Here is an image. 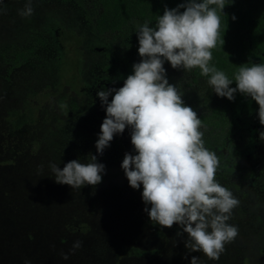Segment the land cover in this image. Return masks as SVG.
Returning a JSON list of instances; mask_svg holds the SVG:
<instances>
[{
  "label": "rangeland",
  "instance_id": "1",
  "mask_svg": "<svg viewBox=\"0 0 264 264\" xmlns=\"http://www.w3.org/2000/svg\"><path fill=\"white\" fill-rule=\"evenodd\" d=\"M26 2L0 0V264H191L192 257L200 264H264V181L241 186L239 178L247 176L240 173H248L236 170L252 163L264 171L258 118L232 125L225 155L218 157L216 180L240 202L228 221L238 236L218 261L189 252L187 234L177 236L179 225H154L144 212L143 186L131 188L121 164L95 188L55 182L50 163L63 169L72 160L90 162V153L99 157L95 144L106 111L97 93L123 87L133 74L142 59L137 25L144 23L99 37L80 4L90 13L93 0H33V15L22 18L18 10ZM27 48L34 49L29 63L9 75L1 53ZM164 68L186 106L201 111L216 104L219 96L208 83H194L191 71L167 61ZM25 114L32 122L16 129V118ZM130 131L113 141L121 137L135 155ZM221 173L236 176L223 180ZM75 241L82 247L71 254Z\"/></svg>",
  "mask_w": 264,
  "mask_h": 264
},
{
  "label": "clouds",
  "instance_id": "2",
  "mask_svg": "<svg viewBox=\"0 0 264 264\" xmlns=\"http://www.w3.org/2000/svg\"><path fill=\"white\" fill-rule=\"evenodd\" d=\"M225 7V0H186L175 9L165 8L154 27L147 22L137 25L141 61L133 65L123 87L97 93L106 111L95 144L97 153L103 156L114 137L130 129L135 155L125 153L121 168L131 188L143 186L144 212L161 228L179 225L177 236L187 234L189 252H200L212 261H218L225 245L238 236V228L228 221L240 202L217 182L219 158L205 147L202 122L184 104L177 86L169 83L164 64L185 71L199 68L202 76L210 77L207 83L215 94L229 101L235 100L237 92L250 97L259 105V123L264 125V63L240 66L236 88L230 87L233 81L223 71L210 66ZM33 13V0L18 10L22 18ZM260 140L264 141V132ZM88 156L90 162L72 160L63 169L50 163L55 182L73 190L99 185L106 166L97 155ZM81 247L82 242L75 241L71 254ZM191 264H200V259L192 257Z\"/></svg>",
  "mask_w": 264,
  "mask_h": 264
},
{
  "label": "trees",
  "instance_id": "3",
  "mask_svg": "<svg viewBox=\"0 0 264 264\" xmlns=\"http://www.w3.org/2000/svg\"><path fill=\"white\" fill-rule=\"evenodd\" d=\"M93 8L88 13L84 4L81 9L86 18L94 20V31L99 37L105 35H122L133 21L149 23L153 27L158 17L164 14L165 8L175 9L186 0H93ZM226 7L220 13L221 26L217 46L213 48L210 66L223 71L233 81L230 85L236 88L235 74L242 65L252 63H264V0H225ZM183 11V9H181ZM235 17V20L232 19ZM34 54V49L27 48L22 51H12L11 56L1 53L2 63L6 66L7 73L11 75L14 70L29 63ZM194 83H207L210 77L200 74V69L191 70ZM193 109V108H192ZM201 120V131L205 146L210 147L220 157L227 150V139L232 132V125L237 124L243 118H258L259 105L250 97L237 92L235 100L229 101L226 97H218L216 104L205 110L193 109ZM32 122L29 114L16 118L15 128L21 129L24 125ZM125 153H129L123 146L121 137L111 142L110 147L105 149L103 156L97 158L99 163L106 166L107 174L115 164H122ZM230 170L231 167H229ZM232 168H235L232 166ZM239 172L245 170L248 174L240 173L239 184L252 183L261 178L264 181V171L254 164L236 169ZM230 173H221V179L231 180ZM236 176V175H232ZM101 182V183H102ZM230 190V189H228Z\"/></svg>",
  "mask_w": 264,
  "mask_h": 264
}]
</instances>
